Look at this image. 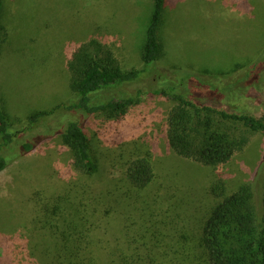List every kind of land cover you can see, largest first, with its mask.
<instances>
[{"label": "rangeland", "instance_id": "1", "mask_svg": "<svg viewBox=\"0 0 264 264\" xmlns=\"http://www.w3.org/2000/svg\"><path fill=\"white\" fill-rule=\"evenodd\" d=\"M168 2L161 29L163 53L156 70L136 86L98 96V102L104 103L121 95H139L140 102L117 122L101 114L84 117L66 110L72 104L67 61L77 45L99 38L126 71L140 69L153 0H4L2 26L9 37L0 62V92L3 111L18 133L13 148L3 147L0 141V156L11 161L0 174V264H53L54 236L44 226L42 206L75 191L108 195L122 186L126 165L134 157H148L155 169L154 183L140 194L148 209L135 197H125V207L119 206L111 216L108 239L119 235L122 227L128 233L140 231L151 212L159 219L175 221V229H197L215 200L210 185L218 172L229 176L230 191L255 181L262 158L260 134L231 165L217 170L199 167L168 148L166 123L174 102L156 92L173 85L160 80L164 75L174 80V64H181L175 73L182 80L190 77L191 83L205 72L216 76L232 71L231 79L219 77L214 82L224 90L232 84L221 103L223 109L264 116L263 82L247 88L242 79L253 63L261 64L257 75L264 67V0H237L244 15L232 4L235 0ZM228 3L235 7L229 8ZM244 65L245 72L240 73ZM256 74L254 79L264 81V70L262 76ZM234 77L241 80L233 84ZM62 105L61 117L55 121L62 123L70 115L83 123L91 153L100 165L99 174H78L73 155L60 138L38 143L32 153L13 157L14 150L42 132L41 127L26 129L24 118ZM50 134L44 133L42 139ZM163 249L169 250L167 246Z\"/></svg>", "mask_w": 264, "mask_h": 264}, {"label": "trees", "instance_id": "2", "mask_svg": "<svg viewBox=\"0 0 264 264\" xmlns=\"http://www.w3.org/2000/svg\"><path fill=\"white\" fill-rule=\"evenodd\" d=\"M153 2L140 69L126 71L112 50L99 38H92L73 49L66 66L72 102L66 108L68 112L84 117L101 114L122 122L130 109L140 102L139 95H121L104 103L98 102V96L136 86L156 70L163 53L161 29L169 2ZM232 4L238 6L237 0ZM231 7L235 6L229 5ZM3 8L4 0H0V62L9 37L8 30L2 26ZM237 8L244 15L242 8ZM260 65L253 63V67L242 77L247 88H254L257 83L261 85V82L264 86V81L254 79L255 70ZM171 68L176 74L174 80L164 75L160 81L173 85L156 92L169 96L174 102L165 132L170 151L199 167L217 170L231 165L235 157L249 147L253 137L260 134L263 137L262 158L258 172L254 174L255 181H248L230 191L229 176L218 172L217 179L210 185L215 200L197 229H175V221L159 219L156 212H151L143 219L140 231L128 233L129 230L125 232V227H122L119 235L108 239L111 216L119 206L125 207V197H135L144 210L148 209L140 194L154 183L155 169L148 157H134L126 165L122 186L111 190L108 195L75 191L55 198L52 205L42 206L46 215L44 226L54 236L51 250L53 264H264V184L260 186L264 180V116L243 114L239 109L235 113L229 108L223 109L221 103L230 94L232 84L224 90L215 86L214 82L219 77L230 78L232 71L216 76L205 72L191 83L190 77L182 80L175 73L181 69V64H174ZM263 70L264 67L258 72L259 76H262ZM241 72H245V65ZM240 80L236 79L233 84ZM63 108L62 105L49 111L40 110L24 118L29 126L26 129L31 131L34 127H41L42 132L20 145L17 151L14 150L13 157L32 153L38 143L60 138L70 149L78 174L90 177L99 174L100 165L91 153L88 130L83 123L69 113L66 115L70 118L67 117L64 122L55 121L57 116L60 119ZM21 124L20 128L24 123ZM43 132L51 134L42 139L45 137H42ZM17 133L3 111L0 92L2 146L13 148L14 144L17 145ZM10 164L8 157L0 156V174ZM125 187L128 188L126 192ZM50 216L53 218L48 220ZM96 231L100 233L97 235ZM163 246L169 250L163 249Z\"/></svg>", "mask_w": 264, "mask_h": 264}]
</instances>
